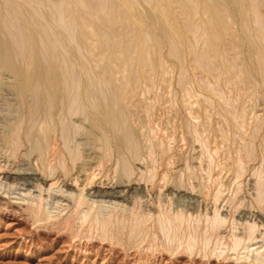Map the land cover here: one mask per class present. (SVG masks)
Wrapping results in <instances>:
<instances>
[{"label":"bare ground","instance_id":"6f19581e","mask_svg":"<svg viewBox=\"0 0 264 264\" xmlns=\"http://www.w3.org/2000/svg\"><path fill=\"white\" fill-rule=\"evenodd\" d=\"M263 7L264 0H0V96L13 101L0 153L28 165L14 177L0 172V197L32 225L66 237L202 257L214 241L216 258L264 263V229L232 214L245 201L237 197L241 178L264 165V110L251 103L258 85L264 89ZM197 69L217 86L201 87ZM193 142L206 176L192 190L200 188L213 211H133L130 203L146 196L141 181L150 193L188 188L194 166L181 152ZM251 172L264 207V168ZM232 183L227 216L217 202ZM224 224L225 240L217 234Z\"/></svg>","mask_w":264,"mask_h":264},{"label":"rangeland","instance_id":"374dc122","mask_svg":"<svg viewBox=\"0 0 264 264\" xmlns=\"http://www.w3.org/2000/svg\"><path fill=\"white\" fill-rule=\"evenodd\" d=\"M262 15L264 19V7L262 8ZM253 27L255 28L254 25ZM263 43L258 42V46L260 49L262 48L264 49ZM260 45L262 48L260 47ZM195 77L198 81V84L203 88L212 89L217 86V81L213 78L202 79V74L199 72V69L196 70ZM257 78L260 81L259 78H261V76H258ZM6 86L7 84L5 83L1 84L2 89L5 88ZM236 88H241V87H236ZM257 88L259 89V93H257L256 97L253 98L252 100L253 102L251 103L255 104L253 105L254 108H256L255 111L258 114H262L263 112L262 110H264V89L261 87V85H258ZM222 90H224L223 93L225 92L228 93L226 89H222ZM249 90L250 88H248V91ZM4 95L0 96V100H1L0 125L5 124L4 121L7 122L8 121L7 119H10L12 115L13 101L11 100V97L7 95H5L4 97ZM187 149L188 150L184 148V152L183 151L181 152L184 154L186 153V155L184 156L183 154L182 157L184 159L186 156L191 157L190 162L194 166L193 167L194 172L192 173V176L190 175V177H192L189 179L190 181L189 180L187 181L188 179L187 176H186L187 179H185L187 183L186 186L188 185L187 186L188 188L182 187L181 188L182 190L174 191L171 189L166 190L167 186H165L163 187V189L161 188L160 190L158 189L154 192L152 190V193H150L151 189L149 182L144 184V182L141 181L138 185V188L141 189L142 187V189L144 190V194L146 196L142 197L141 199L139 198L134 199L132 203H130L131 209H133V205H134L135 207L136 206L138 207V211L140 207L154 208L155 210H163L164 208V210L167 211L168 210L176 211L177 208L180 209L183 207H187L190 211L192 209L198 208L197 211L199 212L200 211L205 212L204 209L206 207L205 210H208V212L209 210L210 212L213 211V207H212L213 201L211 200L204 202V200L202 199L203 198L202 194L198 193V190L200 189V188L198 189L199 187L198 183L202 182L203 180L202 175L204 176L206 174V172L203 169H201L202 166L200 164L201 160H203V158L202 157L200 158L199 156L201 154L200 153L201 148H199L198 143L193 142L192 149L191 147L190 148L188 147ZM195 149L197 151L199 150L198 151L199 153ZM3 156L6 157L7 154L5 155L3 153L2 154L0 153V162H1L0 165H2L1 167L4 168V169L1 168L0 170V172H2L1 176L4 174V172H10L11 170L10 174L14 177V172H16L17 168H27L28 166L24 162H16L15 164L13 157L4 158ZM198 156L199 158L195 159ZM258 168L259 169L261 168L263 170L264 165L262 166V164L260 163L259 165L256 164L255 167L253 168L251 167V171L256 170ZM182 169L183 171L185 170L184 163ZM251 171L249 175L246 174V176H243L241 178L242 183L240 186L242 187V191H240L237 195V197L244 198L245 200L243 201L244 204H242L239 207L238 211H235V213L232 212V214L236 218L245 214L247 218L249 216L248 220L250 219H252V221L253 219L257 220V223L259 224V229L261 232H263L264 226L261 224V222L262 223L264 222V207H262L263 205L258 204L253 197L255 194V190L251 187L254 184L255 175H252L253 172ZM188 173L189 171L185 170V174L187 175ZM195 174L198 177H196ZM226 178L227 177L223 178L225 179L223 180L224 182L226 181ZM228 179L229 178H227V181L225 183H228ZM194 184L197 185L198 187L196 186V188L193 189L194 190L193 191L192 187L195 186ZM135 185H137V183ZM234 186H237L236 183L235 184L232 183V186L230 184V189H231L230 191H228L227 188L225 187L226 190H224L220 200L217 202V206L221 207L219 208L220 214L223 215L226 214L227 216L229 215L228 213H230V207H228L229 203H226V201L230 197H232L231 191L233 190V188L235 189ZM170 190L172 192H170ZM150 197L151 198L153 197L156 204L155 203L152 204L151 202H148ZM222 198H227V199H225L224 201ZM155 199L162 202L161 203L162 207L158 206L157 203L158 201L156 202ZM221 201L223 203H221ZM248 201L254 202L253 203L254 205L250 206V202ZM136 209L137 208L133 209V211L138 212ZM24 213L25 212H23L22 207L16 206L14 205V203H9L5 198L0 197V264H264V263H254L244 260L224 259L221 257L216 258L212 250L214 241L213 243H210L208 247L206 246L207 250L209 249L212 250L211 252L209 250V254L206 257L204 256L202 257L198 253L197 254L196 253L187 254L182 252L180 253L179 252L180 249L174 252L171 251L169 252L166 250L164 251L160 250L161 252H158L159 250L155 251L144 248L143 249L140 248L138 252L135 250V248L134 249L131 248L128 251H125L122 248H121L122 250H120V247H118V245L113 246L112 244L107 243L105 241H101L100 239L93 238L88 240L87 238L66 237L64 236L65 234L62 233L63 230H60L59 233H55L54 229L39 227L38 225L36 226L32 225L29 221H27L24 218L23 216ZM238 214L240 216H237ZM225 224L222 225L217 230V232H219L217 234L220 235V237H223V239L224 237L226 238V236H228V234L230 233L229 227ZM240 231L243 232V230H238L237 232L239 233ZM202 248L205 249L203 246Z\"/></svg>","mask_w":264,"mask_h":264}]
</instances>
